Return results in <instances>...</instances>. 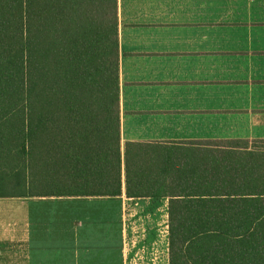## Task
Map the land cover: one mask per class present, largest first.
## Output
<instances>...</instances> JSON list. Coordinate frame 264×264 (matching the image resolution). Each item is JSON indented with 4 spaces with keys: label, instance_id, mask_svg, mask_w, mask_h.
Returning <instances> with one entry per match:
<instances>
[{
    "label": "crops",
    "instance_id": "1",
    "mask_svg": "<svg viewBox=\"0 0 264 264\" xmlns=\"http://www.w3.org/2000/svg\"><path fill=\"white\" fill-rule=\"evenodd\" d=\"M29 1L0 0V13L26 16ZM114 8L121 193L0 197V264H129L134 242L165 237L168 256L169 197L127 184L164 190L174 145L188 160L191 144L264 140V0H85V13Z\"/></svg>",
    "mask_w": 264,
    "mask_h": 264
},
{
    "label": "trees",
    "instance_id": "2",
    "mask_svg": "<svg viewBox=\"0 0 264 264\" xmlns=\"http://www.w3.org/2000/svg\"><path fill=\"white\" fill-rule=\"evenodd\" d=\"M29 1L0 13V197L121 193L116 8ZM264 140L170 148V264H264ZM128 146L126 167L128 169ZM166 173V172H165Z\"/></svg>",
    "mask_w": 264,
    "mask_h": 264
},
{
    "label": "rangeland",
    "instance_id": "3",
    "mask_svg": "<svg viewBox=\"0 0 264 264\" xmlns=\"http://www.w3.org/2000/svg\"><path fill=\"white\" fill-rule=\"evenodd\" d=\"M261 146L264 145V143H260ZM165 213L164 210L160 212ZM160 218H164L161 216ZM167 239L165 237L164 240H160V247L155 248L153 245L152 246H146V249H142V244L138 241L134 242L136 244L135 248H132V251L129 256H128V262L129 264H168L169 260V254L167 256V250H166V243ZM150 247V248H149ZM16 248H12V242H11V251L15 250ZM11 263L10 264H16L18 256L15 255L13 257V254H11Z\"/></svg>",
    "mask_w": 264,
    "mask_h": 264
}]
</instances>
